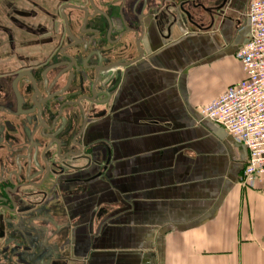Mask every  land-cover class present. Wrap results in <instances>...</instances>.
<instances>
[{
    "label": "crops",
    "instance_id": "crops-1",
    "mask_svg": "<svg viewBox=\"0 0 264 264\" xmlns=\"http://www.w3.org/2000/svg\"><path fill=\"white\" fill-rule=\"evenodd\" d=\"M249 1L122 68L83 136L86 150L101 144L100 165L75 175L101 170L106 149L107 167L58 199L49 245L71 264H264V186L241 184L246 147L200 114L244 77Z\"/></svg>",
    "mask_w": 264,
    "mask_h": 264
},
{
    "label": "flooded vegetation",
    "instance_id": "flooded-vegetation-1",
    "mask_svg": "<svg viewBox=\"0 0 264 264\" xmlns=\"http://www.w3.org/2000/svg\"><path fill=\"white\" fill-rule=\"evenodd\" d=\"M218 3L0 0V264H71L51 232L59 196L89 177L56 172L88 155L84 133L124 65L201 30Z\"/></svg>",
    "mask_w": 264,
    "mask_h": 264
},
{
    "label": "built area",
    "instance_id": "built-area-1",
    "mask_svg": "<svg viewBox=\"0 0 264 264\" xmlns=\"http://www.w3.org/2000/svg\"><path fill=\"white\" fill-rule=\"evenodd\" d=\"M249 38L235 53L244 77L200 109L202 117L222 125L248 152L240 182L264 186V0H250Z\"/></svg>",
    "mask_w": 264,
    "mask_h": 264
},
{
    "label": "water",
    "instance_id": "water-1",
    "mask_svg": "<svg viewBox=\"0 0 264 264\" xmlns=\"http://www.w3.org/2000/svg\"><path fill=\"white\" fill-rule=\"evenodd\" d=\"M207 1H212V0H207ZM214 1H216V0H214ZM218 1H219V3L217 5H215V7L213 8V11H214V14L216 13V14H219V16H220L224 12L226 6L228 4H230V2L233 1V0H218ZM206 9H208V8H205L204 10H205L206 14L209 16L208 10H206ZM213 17H210V21H211L210 24L213 23V20H214ZM210 24L207 27H210ZM130 63H127L125 65H128ZM101 116L102 115H100V114H95L94 116H92V121H90V122H93L94 119L100 118ZM99 145H101V144L98 143L95 146H91L90 147V151H89L87 156H85V155L84 156H79L78 155L76 157H73L71 162L72 163L73 162L77 163L76 166H69L68 167V166L65 165L66 163L64 162L63 165H62L64 167L59 169V171L56 172V175H63V174L70 173V172L86 171L87 169L91 168L92 164H95V165L99 166L100 165V158H101V152L98 149ZM83 158L85 160H87V163L85 165L84 164H79V163L82 162ZM109 160H110V152H109L108 149H106V157H105V160H104V164L101 167V170H99L94 175L90 176L88 180H91V179L99 177L102 174V172L106 169ZM76 180H77V182H84V180H82L80 178H76ZM88 180H86V181H88Z\"/></svg>",
    "mask_w": 264,
    "mask_h": 264
}]
</instances>
